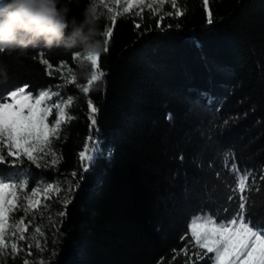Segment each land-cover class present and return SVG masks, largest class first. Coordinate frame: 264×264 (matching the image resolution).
I'll use <instances>...</instances> for the list:
<instances>
[{"label":"trees","instance_id":"16d2710c","mask_svg":"<svg viewBox=\"0 0 264 264\" xmlns=\"http://www.w3.org/2000/svg\"><path fill=\"white\" fill-rule=\"evenodd\" d=\"M105 5L96 0L95 13L101 32L112 34L102 35L105 75L94 85L80 75L83 64L92 68L79 48L0 53L5 103L26 87L32 98L51 91L69 104L59 134L37 155L40 166L26 157L13 166L10 157L0 176L23 168L27 187L18 195L47 185L72 197L65 208L49 201L27 211L18 201L0 264H212L189 225L201 214L219 223L217 213H232L233 164L251 173L246 218L264 223V0H164L120 13ZM58 7L79 21L92 0ZM93 143L100 152L85 170L80 153ZM13 220L26 226L25 239L16 238Z\"/></svg>","mask_w":264,"mask_h":264},{"label":"snow or ice","instance_id":"6c2138e0","mask_svg":"<svg viewBox=\"0 0 264 264\" xmlns=\"http://www.w3.org/2000/svg\"><path fill=\"white\" fill-rule=\"evenodd\" d=\"M101 4L104 0H99ZM127 5L124 7L123 11H130L133 6V0H124ZM205 6L207 5V0H204ZM117 4L121 3V0H116ZM164 0H160L161 6ZM173 7H176V0H170ZM96 0H92L91 10L95 12ZM107 7V5H105ZM111 12V9H109ZM171 13H169L170 15ZM179 14V13H177ZM109 19L114 21L115 16L110 15ZM211 16L209 14L208 23H211ZM112 34V28L108 27L102 33L105 37H110ZM105 48L107 51L108 40H104ZM100 53L87 54L84 55L83 59L91 63V74L90 79H88V84H92L94 81H98L105 75L104 72L99 70L98 57ZM79 56V53H77ZM42 63L52 69V65L45 59ZM65 67L63 64L61 68ZM60 71V69H56ZM71 73V78L69 82H75L77 80V73L73 72L72 69H68ZM49 75L52 72L49 71ZM83 92L87 93L89 91L88 87H84ZM50 91H42L38 94V98L35 99V104L28 105H17L15 106L14 113L6 118L5 110L13 108V104L5 103V97L0 96V163H4L8 158L13 157L10 162L11 165H19L23 163V158H27L28 161L39 165V160L43 157H37L34 155V151L38 150L39 145H49V135H56V129L59 128L60 120H56L55 128L45 131L47 125L45 124V119L48 114L51 113V109H45L41 111L39 105L45 98L50 99L52 95ZM24 97L27 100H31L32 97L27 94L26 87H20L18 90L12 91L8 95V99L12 100L15 98ZM71 101H69L70 103ZM63 103V101H61ZM89 107L92 112H96L97 109L92 106L91 100L88 101ZM56 108H60V104L54 105ZM25 107L27 108V115H23ZM61 116L64 115L63 109L59 113ZM71 119V117H69ZM93 124L95 120L93 119ZM91 139V138H90ZM99 152L98 147L93 143L92 145H85V149L80 153L82 160L90 163L93 159V153ZM87 153V155H86ZM51 154V153H49ZM110 155V154H109ZM53 164L58 163L57 160L52 161ZM87 163H85V170H87ZM227 167V162L225 163ZM232 172L234 174V179L232 181V187L230 191L232 195L228 197L229 200L233 201L234 208L231 214L226 216H220L217 213V219H214L210 215H204L195 217L191 225L192 238L196 241V244L201 249H206L207 254H214L210 256L209 259L212 260V264H264V223H254L250 216L246 218V208L245 204L247 197L243 195L246 191L248 185L247 180L251 175L250 172L245 170L244 174L241 175L236 166L232 165ZM26 174V170L23 168H15L13 174L8 177L0 176V253L4 252L8 248V244L5 241V224L8 220L7 213H11L18 207V201H27V208L25 211L32 207V197H35L41 189L33 190L32 197H29L27 193L18 195L21 189L27 187L26 182L23 181L22 177ZM72 175H75L73 173ZM47 188H55L59 190L58 186H45ZM5 190H8V195L10 198L6 199ZM68 201H65L67 203ZM20 207H24L23 203L19 204ZM251 207V205H249ZM13 226L15 231H20L17 226V221L13 220ZM19 223L22 224V221ZM197 227L202 230L197 233ZM231 229V231H228ZM39 231V229H37ZM19 239H24L23 235ZM10 251L15 254L18 251L17 244L15 242L11 243ZM27 264V262H25Z\"/></svg>","mask_w":264,"mask_h":264},{"label":"clouds","instance_id":"9594fccd","mask_svg":"<svg viewBox=\"0 0 264 264\" xmlns=\"http://www.w3.org/2000/svg\"><path fill=\"white\" fill-rule=\"evenodd\" d=\"M60 0H4L0 7V53L26 51L43 44L46 48H79L87 54L101 53L104 42L98 17L91 8L82 20L67 18L68 9L58 7ZM0 65V74H6ZM81 76L88 77L87 64Z\"/></svg>","mask_w":264,"mask_h":264},{"label":"rangeland","instance_id":"374dc122","mask_svg":"<svg viewBox=\"0 0 264 264\" xmlns=\"http://www.w3.org/2000/svg\"><path fill=\"white\" fill-rule=\"evenodd\" d=\"M104 1H106L107 6L110 7L111 10H113L115 13L123 12L124 7L127 6L125 4L124 0H121L120 4H117L116 0H104ZM159 2H160V0H133V6L131 7V9L136 8V9H139V10H148V9H151V8H155V6H157L159 4ZM81 56H82L81 53H79V56H77V54H76V57H78V58H80ZM98 66H99V57H98ZM98 81H94L90 85H94ZM35 99L36 98H32L31 100H27L24 97H20V98H15V99L10 100L8 103L13 104V108H9V109L5 110L6 118L9 117L12 114H15L14 113L15 106L22 105V104H24V105L33 104L34 105L35 104ZM56 104H58V102H56L54 100V95H52L50 99L45 98L42 101V103L38 106L41 111H43L45 109H51V113L48 114L46 116V119H45V124L47 125V129H45V131H48V130H51V129L55 128L56 120H60L59 128L56 129L57 134L54 135V136L53 135H49L50 144L52 143L53 139L56 138L57 135L59 134L61 126L67 121V108H68L69 104L65 103L62 106H60V108H56L54 106ZM61 109H63V113H64L63 116H61L59 114ZM55 112H58L57 117H54ZM27 114H28L27 113V108L25 107L23 115L26 116ZM47 146L48 145H39L38 146V150L34 151V155L37 156L40 153V151L42 150V148L47 147ZM99 152H100V150H99ZM99 152H94L93 153L94 159L90 163L82 160V158H81L82 167L85 169V163H87V165H88L87 166V170H89L90 166L95 161V159L98 156ZM86 155H87V153H86ZM37 189H41V191H39L38 194L35 197H32V192L33 191H31L29 193V195H28L29 197H32V207L30 208L31 210H37L41 206H43L44 204H46L49 201H51V203L55 202L56 204H58L59 208H65L66 206H68V204L70 203L71 198H72L70 191L65 193V192H61V190L57 191V190H55V188H47L45 186L38 187ZM34 190H36V189H34ZM5 197H6V199L10 198L9 195H8V190H5ZM65 201H68V202L65 203ZM24 203L27 205V201H24ZM6 215L9 218L6 221L5 228H6L7 223L10 220V213H7ZM199 216H204V214L198 215L197 217H199ZM19 228H20V231H18L16 233V236H17L16 238L19 239V237L21 235H23V237L25 239L27 237V233H28V230H27L26 226H20ZM201 230L202 229L200 227H197V233L198 234H199V232ZM228 231H231V229H228ZM244 264H247V262L245 261Z\"/></svg>","mask_w":264,"mask_h":264}]
</instances>
